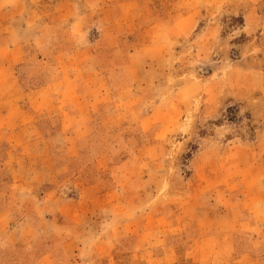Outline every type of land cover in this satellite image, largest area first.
<instances>
[{"label":"rangeland","instance_id":"1","mask_svg":"<svg viewBox=\"0 0 264 264\" xmlns=\"http://www.w3.org/2000/svg\"><path fill=\"white\" fill-rule=\"evenodd\" d=\"M107 3L126 24L94 49ZM0 22L1 75L46 107L0 89L14 256L264 264V0H0Z\"/></svg>","mask_w":264,"mask_h":264},{"label":"crops","instance_id":"2","mask_svg":"<svg viewBox=\"0 0 264 264\" xmlns=\"http://www.w3.org/2000/svg\"><path fill=\"white\" fill-rule=\"evenodd\" d=\"M109 1V0H108ZM86 2L88 3V0H86ZM110 10H111V3H107L105 4L102 9H101V16L97 18V22L101 28H99V38L93 43L94 49H97L99 44L104 45L102 42V36L107 37V39H109V42H107L105 45L108 46V44L110 43V38L109 36H111V33L114 30H117V28H119V26H123L125 25V21L122 20V22H119V20H115V22L112 21L111 17H110ZM87 15L86 11H84V16L83 13L82 15L73 20L72 22H76L79 21L78 25H76L78 27V29L81 30V32H77L75 33V36L77 38L78 35L82 34V29L83 26L82 24H84V28H87V22L85 21V16ZM115 17V14H114ZM61 23L59 21H53L51 24H49L45 30H51V29H55L57 28ZM4 25L3 22H0V26ZM7 26V24H6ZM82 36V35H81ZM112 38V37H111ZM84 40H86L85 38H82L80 41L74 40L75 41V47H82L84 45ZM35 50V49H34ZM12 49L11 48H7V57H9V60H11V63H16V62H21V66L23 67L24 65H26L27 63V57L30 54V50L25 49V51H23L21 53V55H17V56H12L11 54ZM29 52V53H27ZM36 57L37 54L36 52H34ZM97 53V55H99V52H95ZM71 57L74 58L75 53L71 52V51H64L61 50L59 52L56 53H52L50 54L48 57L44 56V57H40L38 56L37 59L41 60L43 62H51V61H55V59L57 58H63V57ZM29 59H31V57H29ZM100 72V71H99ZM10 74H7L6 76L1 75L0 72V89H5V90H10L13 89L15 90L17 87L21 88L22 93L25 97V100L28 102L29 107L31 108V110L36 113V114H41V113H45L46 112V107H41V108H37L36 106L38 104H36V102H34L35 100L33 98H30V94L27 93L25 91V89H23V86L21 85V82H19V79L17 77V75L10 71ZM81 78L78 77L77 79H73L72 81H80ZM39 89H36L35 91H38ZM34 92V91H33ZM28 108V107H27ZM22 110H24L23 107H21ZM28 111L30 112L29 108ZM2 119H5V117H3L2 115L0 116ZM25 168H27V166H25ZM95 187L94 185L91 187L93 188ZM80 201V198H79ZM78 201V202H79ZM0 215L5 216V212H3V210L0 211ZM1 216V217H2ZM24 224V221H20L17 223L16 227H21ZM7 223L0 220V264H29L28 262L25 261L24 257H20L18 258V256H14V249L15 248H20L19 246L17 247H13L15 244H13L10 240L9 237L16 235L15 233L18 232V230L16 229H11V228H6ZM9 241L11 244H9ZM23 245V244H22ZM200 263V262H198ZM33 264H46V256L43 255V257H41V259H39V261H37L36 263ZM50 264V263H47Z\"/></svg>","mask_w":264,"mask_h":264}]
</instances>
